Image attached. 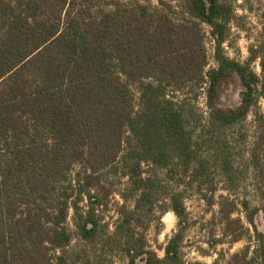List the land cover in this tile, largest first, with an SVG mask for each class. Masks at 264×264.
<instances>
[{"label": "trees", "instance_id": "16d2710c", "mask_svg": "<svg viewBox=\"0 0 264 264\" xmlns=\"http://www.w3.org/2000/svg\"><path fill=\"white\" fill-rule=\"evenodd\" d=\"M158 1L0 0V264H67L74 235L94 242L101 221L96 206L106 205L111 193L99 194V188L108 185L104 174L118 163L130 193H137L133 209L119 208L110 235L123 239L125 264H186L179 193L168 204L179 228L161 247L162 256L131 234L136 212L154 190L142 164L165 168L174 162L192 180H207L208 163L174 99L195 85L205 88L209 109L203 141L220 147L216 161L231 178L223 134L264 93L260 74L250 67L258 59L264 75V28L241 62L223 46L235 16L230 1L177 0V18L172 4ZM202 23L215 41L216 65L208 69ZM232 82L240 85V100L225 106L221 90ZM231 205L225 215L233 221ZM249 209L254 224L258 209ZM70 211L75 231L67 225ZM254 228L253 255L234 253L237 264H264V231Z\"/></svg>", "mask_w": 264, "mask_h": 264}, {"label": "rangeland", "instance_id": "374dc122", "mask_svg": "<svg viewBox=\"0 0 264 264\" xmlns=\"http://www.w3.org/2000/svg\"><path fill=\"white\" fill-rule=\"evenodd\" d=\"M145 1L159 4L158 0ZM164 1L173 5L171 14L177 18V0ZM227 1L232 3L235 16L229 24L224 50L229 57L245 62L250 55L249 46L262 39L264 0ZM201 31L207 56L205 69H208L216 65L215 41L208 24L202 23ZM250 67L260 74L259 84L264 86L259 60H252ZM240 90L238 82L223 85L220 102L225 106L236 105L240 100ZM133 93L134 108L138 109L140 101L136 86H133ZM174 99L183 106L187 125L201 148V156L208 163L209 176L206 181L192 180L190 174L174 162L165 168L143 163L142 176H149L154 181V190L151 200L136 212L131 234L135 239L144 237L147 244L162 256L161 247L179 228L178 218L168 205L171 194L179 193L187 220L181 246L185 263L237 264L232 258L234 253L245 251L248 257L253 255L256 245L254 227L264 231V93L259 95L246 117L226 128L223 134L224 141L229 145L227 158L231 178L223 173L216 161L220 158L215 157L220 147L217 149L213 143L203 141L209 136L203 128L209 113L205 88L185 86L175 92ZM104 177L108 185L100 187L99 194L104 195L108 188H111V193L107 196L106 205L96 206L101 218L96 238L94 242H83L74 235L65 255L67 264H75L77 255L81 259H77L76 264H99L101 260L114 264L127 262L122 249L123 239L115 241L110 235L119 221V208L133 209L137 193H130L129 178L123 174L119 163L116 168L107 170ZM232 202L235 205L229 213L233 219L230 221L225 214L232 208ZM244 202L248 203V207L244 206ZM80 205L86 209L87 199H83ZM249 207L258 209L254 214V224L247 219ZM67 225L75 231L72 211ZM234 236L238 239L233 240Z\"/></svg>", "mask_w": 264, "mask_h": 264}]
</instances>
